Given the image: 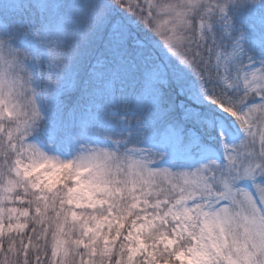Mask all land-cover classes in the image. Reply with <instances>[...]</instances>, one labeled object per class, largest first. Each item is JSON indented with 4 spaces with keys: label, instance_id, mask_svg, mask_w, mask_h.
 <instances>
[{
    "label": "snow or ice",
    "instance_id": "snow-or-ice-1",
    "mask_svg": "<svg viewBox=\"0 0 264 264\" xmlns=\"http://www.w3.org/2000/svg\"><path fill=\"white\" fill-rule=\"evenodd\" d=\"M48 10L46 0H9L0 63L34 51L58 64L62 26L33 39L34 21ZM107 11H93L97 23ZM104 42L88 67L109 104L81 134L99 125L96 142L123 150L115 171L126 180L103 199L78 196L82 182L66 199L36 185L33 199L11 172L0 175V264H264V12L237 0H126ZM117 84L131 98L118 96ZM231 123L242 136L229 145L220 132L218 160L206 137ZM102 155L107 168L114 153ZM237 219L243 243L224 227Z\"/></svg>",
    "mask_w": 264,
    "mask_h": 264
},
{
    "label": "clouds",
    "instance_id": "clouds-1",
    "mask_svg": "<svg viewBox=\"0 0 264 264\" xmlns=\"http://www.w3.org/2000/svg\"><path fill=\"white\" fill-rule=\"evenodd\" d=\"M208 2L217 0H205ZM237 2L253 14L264 12V0ZM46 3L49 10L34 21L33 39L42 27L54 33L57 26H62L66 36L62 58L50 66L45 57L29 51L17 63H0V175L11 172L33 199L36 185L41 195L66 199L67 190L81 182L85 187L78 196L87 199L84 192H92L103 199L117 182L126 180L115 171L124 163V157L123 150L116 152L111 144L96 142L103 139L98 124L81 134L90 114L109 104L100 95L101 82L92 77L88 65H95L96 58L103 56L107 21L123 11L126 0L119 3L117 0H46ZM100 8L108 10L102 24L93 15ZM8 12L9 0H3L0 13ZM194 19L199 22L198 17ZM9 39L5 37V41ZM116 94L131 98V89L117 84ZM110 151L114 158L107 168L100 167L104 163L102 154ZM50 184L56 185L54 194L48 192ZM121 206L126 208L127 204ZM208 220L218 232L215 217L209 216ZM238 225V219L224 223L230 239L243 243V229Z\"/></svg>",
    "mask_w": 264,
    "mask_h": 264
},
{
    "label": "rangeland",
    "instance_id": "rangeland-1",
    "mask_svg": "<svg viewBox=\"0 0 264 264\" xmlns=\"http://www.w3.org/2000/svg\"><path fill=\"white\" fill-rule=\"evenodd\" d=\"M220 132L224 133V136L227 137V142L229 143V145L235 144L236 143V139L237 137L235 136V134L229 129L228 125L225 124L223 128L219 129L216 132L217 138L215 137H206V143L207 146L211 148L212 152L215 153L216 158L218 160L223 159L224 157V138L220 135ZM240 135H242V133L240 132V130H238V132Z\"/></svg>",
    "mask_w": 264,
    "mask_h": 264
},
{
    "label": "trees",
    "instance_id": "trees-1",
    "mask_svg": "<svg viewBox=\"0 0 264 264\" xmlns=\"http://www.w3.org/2000/svg\"><path fill=\"white\" fill-rule=\"evenodd\" d=\"M210 110H212V109H210ZM214 111H218V110H214ZM219 115H220L221 117H224V114H223V113H219ZM226 119L231 120L230 117H228V118H226ZM227 125H228V124H227ZM228 127H229V129L235 134V136L237 137V139H236V143H238L239 140H240V138H241V136H242V135H240L239 133H237L238 130H239L238 126H237L235 123H231V125H228ZM208 136H209V137H215V138H217L216 132H215V133H212V134H210V135H208ZM208 136H207V137H208ZM177 151H179V149H177Z\"/></svg>",
    "mask_w": 264,
    "mask_h": 264
}]
</instances>
